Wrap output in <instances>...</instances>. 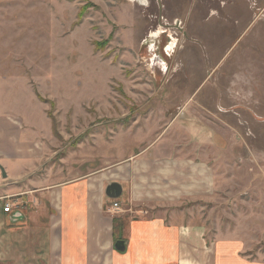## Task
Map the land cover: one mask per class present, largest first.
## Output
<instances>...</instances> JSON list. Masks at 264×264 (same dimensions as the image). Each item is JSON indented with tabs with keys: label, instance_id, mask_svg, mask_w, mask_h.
Instances as JSON below:
<instances>
[{
	"label": "rangeland",
	"instance_id": "obj_1",
	"mask_svg": "<svg viewBox=\"0 0 264 264\" xmlns=\"http://www.w3.org/2000/svg\"><path fill=\"white\" fill-rule=\"evenodd\" d=\"M0 96L50 122L55 171L176 157L131 162L139 213L157 204L226 264H264V0H0Z\"/></svg>",
	"mask_w": 264,
	"mask_h": 264
},
{
	"label": "crops",
	"instance_id": "obj_2",
	"mask_svg": "<svg viewBox=\"0 0 264 264\" xmlns=\"http://www.w3.org/2000/svg\"><path fill=\"white\" fill-rule=\"evenodd\" d=\"M1 107L0 96V264H226L228 255L220 256L216 247L211 252L208 239L186 219L156 216L157 204H151L149 217L139 213L142 205L136 208L145 193L134 185L138 175L131 162L139 159L153 170L157 162L173 163L176 157L140 152L82 172L70 165L76 162L71 155L55 171L51 162L57 151L50 148L57 145L49 139L50 122L3 113ZM115 162L125 164L124 170L114 172ZM111 182L122 185L126 197L116 201L136 210V217L123 212L115 221L107 215L105 204L114 202L106 197ZM6 202L13 204V212H3ZM119 240L121 249L116 248ZM230 257L241 264L234 254Z\"/></svg>",
	"mask_w": 264,
	"mask_h": 264
},
{
	"label": "water",
	"instance_id": "obj_3",
	"mask_svg": "<svg viewBox=\"0 0 264 264\" xmlns=\"http://www.w3.org/2000/svg\"><path fill=\"white\" fill-rule=\"evenodd\" d=\"M3 174L5 175L4 169L2 168ZM122 194V185L119 182H111L107 187H106V195L109 198L112 199H116L119 198ZM122 245L123 246V242L122 241H117L116 243V248L117 249H121V247L119 246Z\"/></svg>",
	"mask_w": 264,
	"mask_h": 264
},
{
	"label": "bare ground",
	"instance_id": "obj_4",
	"mask_svg": "<svg viewBox=\"0 0 264 264\" xmlns=\"http://www.w3.org/2000/svg\"><path fill=\"white\" fill-rule=\"evenodd\" d=\"M130 1H132V2H137V1H140V2H142V0H130ZM161 31V30H160ZM158 32H156V33H154V31H153V33L150 35V36H152V39H156V38H158L159 36H158ZM154 37V38H153ZM151 42L153 43V40H151ZM174 46H175V41H171L170 42V44H169V46H168V51L169 52H172L173 51V49H174ZM154 50V49H153ZM157 58V57H156ZM158 61H161V62H163L164 64H165V66H167V69L166 70H168V63H167V65H166V62L167 61H165L164 59H158ZM155 63H157V61H156V59H155ZM164 72H166V71H164ZM115 202V201H114ZM121 205V204H120ZM122 206V205H121ZM122 210H125L124 209V207L122 206V208H121Z\"/></svg>",
	"mask_w": 264,
	"mask_h": 264
},
{
	"label": "built area",
	"instance_id": "obj_5",
	"mask_svg": "<svg viewBox=\"0 0 264 264\" xmlns=\"http://www.w3.org/2000/svg\"><path fill=\"white\" fill-rule=\"evenodd\" d=\"M13 204L10 203V202H6L5 203V206H4V209H3V212L5 213H10V212H13ZM121 210V205L119 202H113L111 205H110V208H109V211H119Z\"/></svg>",
	"mask_w": 264,
	"mask_h": 264
}]
</instances>
